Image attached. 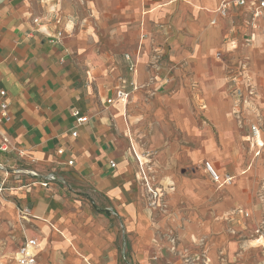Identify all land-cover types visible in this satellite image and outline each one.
<instances>
[{"label": "crops", "instance_id": "crops-1", "mask_svg": "<svg viewBox=\"0 0 264 264\" xmlns=\"http://www.w3.org/2000/svg\"><path fill=\"white\" fill-rule=\"evenodd\" d=\"M222 2L0 0V93L6 92L12 117L1 130L22 153L20 157L0 152V164L11 169L8 177L0 170V182L6 180L0 200L9 199V208L0 211V217H14L18 210L26 221L25 241L38 242V264H117L116 223H128L134 213L127 181L135 178V172L142 181L138 164L131 162L132 154L141 158V152L129 136L133 125L141 122L147 133L152 124L146 149L159 153L161 160L191 164L205 159L234 178L231 186L240 182L243 187L236 189V196L243 203L224 212L221 220L228 236L237 239V244L243 243L241 249L264 250V234H258L264 221V202L258 198L264 179V149L257 157L248 140L255 116L243 109L240 124L231 114L234 101L227 88L233 73L227 75L224 65L214 59L226 32L237 39L249 32L256 40L264 35V22L259 20L258 29H252L248 9L240 7L222 17L217 14ZM214 20L216 25H212ZM86 27L94 32L90 39H101L98 29L108 27L109 51L89 54L88 60L93 61L82 67L83 73L74 51L78 39L87 38ZM59 33L62 37L57 39ZM231 45L226 54L238 49L237 41ZM157 51L162 63L152 68ZM127 54L136 62L135 75L128 71ZM252 73L254 77L244 67L232 77L240 74L253 79L256 103L264 116V71ZM121 78L134 79L143 86L126 106L115 101ZM154 90L157 94L150 98ZM167 108L172 111L170 124L175 125L177 136L171 146H165L161 135ZM74 111L88 117L89 122L78 126ZM201 115L212 129L201 132L206 140L199 150L196 124ZM74 131L77 137H73ZM184 137L188 146L181 141ZM261 138L264 141V127ZM140 149L143 152L145 148ZM141 160L146 162L143 157ZM69 161L74 163L72 167ZM169 167L168 180L194 188L190 180L177 179L174 167ZM16 169L34 171L40 178L16 174ZM47 175L57 180L44 188L41 181ZM123 202L128 213L119 207ZM139 226L141 240L148 242L147 219L141 218ZM252 241L260 243L248 247ZM20 247L11 264H17ZM234 250L232 246L227 252L233 255Z\"/></svg>", "mask_w": 264, "mask_h": 264}, {"label": "rangeland", "instance_id": "rangeland-1", "mask_svg": "<svg viewBox=\"0 0 264 264\" xmlns=\"http://www.w3.org/2000/svg\"><path fill=\"white\" fill-rule=\"evenodd\" d=\"M96 17L99 19V14ZM100 23L103 24V22ZM85 30L89 31L86 32L87 38L78 39L74 51L75 61L81 67L80 72L83 73L82 67H88L87 63L90 64L93 61L88 60L89 54H104L107 50L109 51L108 27L98 29L101 39H90L89 34L92 36L93 30L88 27ZM237 38V35L225 33L224 38L220 39L221 41L214 51L215 61L224 65L227 75L237 73L244 67L250 71L253 77V70L264 71V35L254 40L248 32L240 39ZM232 41H237L238 49L226 54V48H233L232 45L229 46ZM219 52L222 53V60L217 59ZM152 62L151 67L154 68ZM161 63L162 60H160L159 66ZM233 74L229 76L230 79ZM230 79L227 95L231 97ZM173 92L172 89L169 93ZM155 94H157V90L149 93V97H154ZM141 98L146 101L144 97ZM167 110V121L163 122L164 131L161 132V135L166 139L165 146H171L177 136L173 133L175 125L170 124L169 113L172 114V111L168 108ZM196 112L199 115L200 110L198 109ZM231 114L233 115V111ZM196 126L200 130L198 137L201 138L197 142V147L201 150L206 140L205 134L201 132L211 131L212 128L202 115L198 116ZM150 127L152 128V124L149 125L147 133L144 123L141 122L133 125L129 133V136L133 137L137 150L141 152L140 156L146 159V162L143 160L145 175L134 154L131 156V162L138 164V171L140 174L142 173V179L147 177V181L140 182L136 172L135 178L127 181V185H129L127 190L131 196L134 213L130 214L132 217L128 223H116L117 264H264V250L248 249L247 247L241 249L243 243L237 244V239H231L232 237L228 236L227 228L221 220L224 212L243 203L242 199L240 200L236 196V189L243 187L239 185L240 182L237 186L228 187L212 184L204 171L205 159L191 164L187 162L172 163L171 158L166 161L161 160L158 157L159 153L146 149L149 146L146 135H151ZM213 138L219 144L217 136L213 135ZM181 141L184 146H188L187 138L184 137ZM140 147L145 148L143 152ZM243 149L244 158L248 160L247 152L244 147ZM169 166L174 167L177 179L187 182L190 180L194 183V188L189 190L188 185L177 186L174 180H168L171 168ZM215 168L219 175L225 176L218 167L215 166ZM1 200L0 211L8 210L9 199L3 197ZM119 207H123L127 212L124 202ZM16 212L14 217H0V264H11L13 253L26 239L23 234V226L26 221L21 219L18 210ZM141 218H146L148 221L147 228L151 234V239L148 242L141 240L143 235V230L139 226ZM131 228L136 229L139 233H131ZM260 229L264 230V221L261 223ZM185 233L187 234L185 235ZM232 246L235 248L234 257L231 252H227L228 248Z\"/></svg>", "mask_w": 264, "mask_h": 264}, {"label": "built area", "instance_id": "built-area-1", "mask_svg": "<svg viewBox=\"0 0 264 264\" xmlns=\"http://www.w3.org/2000/svg\"><path fill=\"white\" fill-rule=\"evenodd\" d=\"M239 7L248 9L250 17V26L252 27V29L257 30L259 27L257 24L258 21L262 20L264 22V0H223L217 11V14L222 17H226L232 9ZM35 23H38V21L36 20ZM216 24V20L212 21V25ZM61 37L62 34L59 33L57 39H60ZM221 54V52L217 54L218 60H222ZM125 60L128 63L129 73L135 75L137 73V66L132 56L128 54L125 55ZM160 60H162V57L159 53H157L153 58L152 66L154 68H158ZM230 84L231 97L234 101L233 116L240 122V124H242L241 117L243 109L247 108V110H249L253 114V116H255V123H253L250 127V135L248 136V140L255 148L256 156L259 157L261 156L262 151L264 149V141L261 138V129L262 127H264V116L263 110L256 103L258 97L256 85L254 84L253 79L251 77L247 75L246 79H244L243 76L240 74L231 77ZM142 88L143 86H140L134 79L128 81L127 79L121 78L119 80L115 101L120 102L126 106L129 104L132 94L140 91ZM6 96L7 95L5 91H2L0 93V152L6 154H19V156L22 157V153L18 151V149L13 145L10 139L1 130L2 125L9 124L12 121L10 105L6 100ZM73 117L76 119V123L78 126L85 125L89 122V118L82 116L79 111H74ZM72 135L73 137H77L78 132L74 131ZM58 154L62 155L63 151L59 150ZM136 158L138 159V156ZM73 164L74 163L72 161L68 162V166L70 167H72ZM110 165L112 168L116 167V164L114 162H111ZM0 170H2L6 174V177H8L11 173V169L1 164ZM204 171L211 179V181L220 187L231 186L234 182V178L230 175H226L224 177L219 175V173L209 162H205ZM15 172L16 174L26 173L32 177L40 178V176L34 171L16 169ZM53 180H57V178H55L53 175H47L41 181V185L44 188H47L49 182ZM5 182L6 180L0 182V193L5 192L6 190ZM258 198L264 202V179L261 183ZM112 212L114 215L120 218L119 214L116 211L113 210ZM21 215L24 216V213H21ZM244 215L245 217L249 216L248 213H245ZM258 234H264V230L260 229L258 231ZM37 250L38 242L35 239L26 240L25 243L19 248L16 253V263L38 264L36 255Z\"/></svg>", "mask_w": 264, "mask_h": 264}, {"label": "bare ground", "instance_id": "bare-ground-1", "mask_svg": "<svg viewBox=\"0 0 264 264\" xmlns=\"http://www.w3.org/2000/svg\"><path fill=\"white\" fill-rule=\"evenodd\" d=\"M138 162L140 163V167H141V169L143 170V167H142V165L144 164L143 162H141L142 160H141V158H139L138 157ZM143 172V171H142ZM142 174V173H141ZM140 174V175H141ZM144 174V173H143ZM141 180L143 181V180H145V181H147V178H145L144 177V179H142V177H141ZM151 191V190H150ZM261 241V240H260ZM264 242V241H263ZM260 242H257V241H252V242H249L248 244H247V246L249 247V246H257L258 244H259Z\"/></svg>", "mask_w": 264, "mask_h": 264}]
</instances>
